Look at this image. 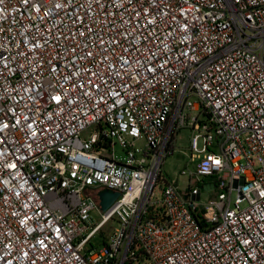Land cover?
Segmentation results:
<instances>
[{
	"label": "built area",
	"instance_id": "1",
	"mask_svg": "<svg viewBox=\"0 0 264 264\" xmlns=\"http://www.w3.org/2000/svg\"><path fill=\"white\" fill-rule=\"evenodd\" d=\"M0 264H264V0H0Z\"/></svg>",
	"mask_w": 264,
	"mask_h": 264
},
{
	"label": "rangeland",
	"instance_id": "2",
	"mask_svg": "<svg viewBox=\"0 0 264 264\" xmlns=\"http://www.w3.org/2000/svg\"><path fill=\"white\" fill-rule=\"evenodd\" d=\"M90 133V128L83 131L82 135H88ZM190 136L189 130L183 128L179 131L178 137L176 139V144L172 154L168 155L162 163L161 175L166 181L175 183L180 190H184L188 185V174L194 171V164L188 160V138ZM136 146L140 149L145 150V141L143 139H137L135 141ZM118 152V147H117ZM184 171L185 173H182ZM206 181V180H205ZM202 186V185H200ZM213 190H206L202 188L201 199L213 195ZM156 196H160V188L156 186L155 188ZM233 197V195H232ZM245 203H241L244 206ZM118 226L116 220H110L101 230V235L103 237H109L114 228ZM101 236L99 233L95 234L92 238L93 245L98 247L101 245Z\"/></svg>",
	"mask_w": 264,
	"mask_h": 264
},
{
	"label": "water",
	"instance_id": "3",
	"mask_svg": "<svg viewBox=\"0 0 264 264\" xmlns=\"http://www.w3.org/2000/svg\"><path fill=\"white\" fill-rule=\"evenodd\" d=\"M117 191H111L108 189H100L97 191L96 195L98 198V204L99 207L102 210H105L113 201L114 199L118 196Z\"/></svg>",
	"mask_w": 264,
	"mask_h": 264
},
{
	"label": "trees",
	"instance_id": "4",
	"mask_svg": "<svg viewBox=\"0 0 264 264\" xmlns=\"http://www.w3.org/2000/svg\"><path fill=\"white\" fill-rule=\"evenodd\" d=\"M140 252H141V250H138V251H137V253H140Z\"/></svg>",
	"mask_w": 264,
	"mask_h": 264
}]
</instances>
